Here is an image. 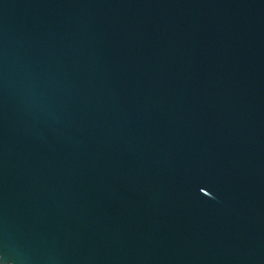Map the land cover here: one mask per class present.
I'll list each match as a JSON object with an SVG mask.
<instances>
[{
	"label": "water",
	"instance_id": "water-1",
	"mask_svg": "<svg viewBox=\"0 0 264 264\" xmlns=\"http://www.w3.org/2000/svg\"><path fill=\"white\" fill-rule=\"evenodd\" d=\"M3 264H264V0H0Z\"/></svg>",
	"mask_w": 264,
	"mask_h": 264
},
{
	"label": "snow or ice",
	"instance_id": "snow-or-ice-1",
	"mask_svg": "<svg viewBox=\"0 0 264 264\" xmlns=\"http://www.w3.org/2000/svg\"><path fill=\"white\" fill-rule=\"evenodd\" d=\"M0 264H3L2 259H0Z\"/></svg>",
	"mask_w": 264,
	"mask_h": 264
}]
</instances>
